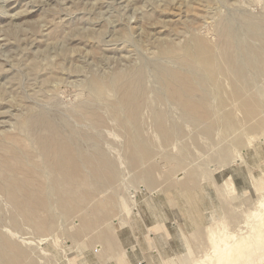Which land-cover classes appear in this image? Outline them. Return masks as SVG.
Segmentation results:
<instances>
[{"label": "rangeland", "instance_id": "1", "mask_svg": "<svg viewBox=\"0 0 264 264\" xmlns=\"http://www.w3.org/2000/svg\"><path fill=\"white\" fill-rule=\"evenodd\" d=\"M258 24L264 0H0V171L24 184L0 187V264H222L241 241L264 264Z\"/></svg>", "mask_w": 264, "mask_h": 264}, {"label": "bare ground", "instance_id": "2", "mask_svg": "<svg viewBox=\"0 0 264 264\" xmlns=\"http://www.w3.org/2000/svg\"><path fill=\"white\" fill-rule=\"evenodd\" d=\"M4 2V1H3ZM4 5V4H3ZM4 8V7H3ZM249 27H251V26H249ZM248 27V28H249ZM249 32L251 33V34H253V35H257L258 36V33L257 32H260V33H263V36H264V25L263 24H258L257 26H253L252 28H250V30H249ZM257 33V34H256ZM228 36V35H227ZM226 38V37H225ZM256 38V37H255ZM228 39V38H227ZM230 39V38H229ZM252 39V38H251ZM255 40V39H254ZM229 41V40H228ZM256 41V40H255ZM262 45L264 46V42L262 41ZM171 49V48H170ZM194 50H193V52L192 51H189V50H184V52H188L189 54H195V53H199V52H197L196 50H195V48H193ZM227 49H228V47H227ZM232 50V49H231ZM225 51L227 52L226 53V55H229L228 56V59H229V61H233V58H232V56H234V54H235V52L236 51H234V52H232V53H230V50H226L225 49ZM170 54H172V50H170L169 52H167L166 54L164 53V55H170ZM259 54H263L264 55V49L259 53ZM211 56V54H208V57H210ZM210 65H211V62H210V60L206 57V59H205ZM190 62H191V64L193 63L191 60H189ZM262 63V62H261ZM232 65V64H231ZM212 66V65H211ZM228 71V70H227ZM229 72V71H228ZM210 73H211V75L214 77V78H223L224 77V75L226 74V73H224V71L222 70V73H220V71L218 72V70H216V69H214V68H211L210 67ZM166 74V73H165ZM166 76H168V75H166ZM180 76L181 77H178V76H175L176 78H175V80H178V79H180V78H184V79H189V77L188 76H185V75H181L180 74ZM194 80V79H193ZM195 81V80H194ZM175 83H169V85H174ZM91 89L99 96V97H101V98H105V96L107 95V93L110 91V89L108 88V86L107 85H105V84H103V82H100V81H97V80H94L92 83H91ZM174 88V87H173ZM175 89V88H174ZM176 90V89H175ZM178 90V89H177ZM124 92H126V94L127 95H131L130 97L128 96V97H126V98H123V100H122V104H123V102H128V101H132L131 99L133 98V97H138V96H141L142 94H143V92H142V90H140L139 92H137L136 94L131 90V89H129L127 86L124 88ZM192 92H196V89H194V90H192ZM177 95L179 96V94L177 93ZM109 99V98H108ZM98 118H99V116H98ZM133 119H135V116H134V118ZM103 120V119H102ZM31 121V120H30ZM43 121H45V120H43ZM35 124V123H34ZM36 124H38V123H36ZM45 124V123H44ZM27 125H28V123H27ZM40 125V124H39ZM43 125V124H42ZM41 126V125H40ZM39 129V128H38ZM55 143H56V141H52V140H49V139H44V140H42L41 141V143H40V148H39V150H41V152H42V154H44V155H46L47 154V156L48 157H50V148H51V146L52 145H55ZM62 145V144H61ZM57 151H58V154H57V157H56V159H57V163H58V165L54 168L53 167V169H52V171L54 172V174H57V173H59V174H64L63 176H67V175H69V177H71V179H74V180H79L80 179V175L83 173V169H82V166L81 165H79L78 163H77V166H78V169H77V171L75 172V174L74 175H70V174H66L67 172H69V169H70V165H72L71 163L72 162H74V160L76 161V158L75 157H73V153H71L72 151L69 149V148H62V147H58L57 148ZM23 152V151H22ZM63 153H65L66 154V159L64 160V164H66V165H59L60 163H59V161L58 160H60V161H62L63 160ZM3 162V161H2ZM0 165H2V163H1V161H0ZM4 166V165H3ZM37 170L38 171H40L41 169H40V167H38L37 168ZM36 170V172H38ZM6 171V173L5 174H7L8 176H10V171L7 169V170H5ZM33 173H34V171H33ZM1 174H2V172L0 171V187H1V185H7L8 186V190H4L3 192L4 193H6V192H10V193H14V194H19L20 195V192H19V186L20 185H22L23 183L22 182H20L19 180H17V179H9L8 180V182L6 183V182H4L3 181V179L1 178ZM12 174V173H11ZM35 174H37V173H35ZM10 178V177H9ZM20 184V185H19ZM24 185V184H23ZM54 186V185H53ZM18 195V196H19ZM11 197H14V196H11ZM15 198V197H14ZM5 199V198H4ZM19 206H22V204L21 205H19ZM40 206L45 210H49L48 209V202H46V201H43L42 203H40ZM10 216V215H9ZM15 216V215H14ZM15 218V217H14ZM16 220H17V218H15ZM259 240H261V239H259ZM258 240V241H259ZM258 246V245H257ZM252 249V250H251ZM218 252L220 253V254H222V264H238V263H241V261H242V258L244 257V256H246V258H247V264H251L252 263V260L250 259V257L252 256V255H250V256H248V254H252V253H254V251H253V245L252 244H250V243H247L246 241H241V242H239V243H235L234 245H232L231 247H229V248H220L219 250H218Z\"/></svg>", "mask_w": 264, "mask_h": 264}]
</instances>
